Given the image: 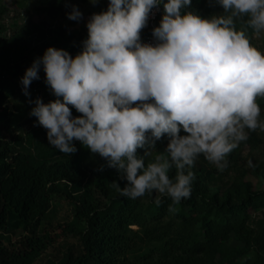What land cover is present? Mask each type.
I'll return each mask as SVG.
<instances>
[{
    "label": "clouds",
    "instance_id": "obj_1",
    "mask_svg": "<svg viewBox=\"0 0 264 264\" xmlns=\"http://www.w3.org/2000/svg\"><path fill=\"white\" fill-rule=\"evenodd\" d=\"M209 3L223 14L188 10L193 0H109L106 10L87 20L79 53L50 46L20 80L35 105L30 115L47 130L51 146L73 154L80 141L126 181L118 184L122 196L154 194L158 206L168 197L169 213L191 197L199 156L223 171L249 130L264 131L257 102L264 97V50L236 26L246 16L254 33L264 32V0ZM159 5L164 12L153 29L155 42H144L142 29ZM65 6L71 8L68 19H83L78 5ZM41 69L56 97L47 103L32 101L29 91ZM73 108L81 115L74 116ZM164 138V150L146 163ZM140 148L144 155L137 154Z\"/></svg>",
    "mask_w": 264,
    "mask_h": 264
},
{
    "label": "trees",
    "instance_id": "obj_2",
    "mask_svg": "<svg viewBox=\"0 0 264 264\" xmlns=\"http://www.w3.org/2000/svg\"><path fill=\"white\" fill-rule=\"evenodd\" d=\"M66 1L46 0L48 10L57 13ZM213 9L209 0H193L188 10L210 17ZM6 12L7 7L0 4V18ZM163 12L162 5V16ZM216 14H223L221 6ZM246 21V16L238 17L236 26L250 36L254 32ZM86 23L77 35L64 27L48 35L44 26L32 24L0 38V237H7L10 244L3 245L0 238V264H35L58 238L68 236L76 237L79 244L70 246L59 264H264V230L258 234L248 224L250 211L264 207V191H255L238 179L224 192L207 184L219 180L214 173L244 164L241 146L261 144L255 131L249 130V138L228 156L223 171L193 169L192 195L175 206V213L168 211V197L158 206L153 194L135 200L122 196L120 187L126 181L107 166V160L87 163L88 148L80 141H75L78 151L73 154L50 145L47 130L30 115L35 105L22 92L20 80L48 47L66 49L70 41L82 45L88 33ZM75 51L72 46L69 52ZM45 80L41 69L40 79L29 88L32 101L47 86ZM260 101L264 103V98ZM72 111L74 116L81 115L75 108ZM166 144L164 138L156 142V148ZM137 154L144 155V149ZM252 167L264 178V160ZM174 174L175 169L170 175ZM56 198L70 203L72 220L58 225L62 232L57 236L42 234V222ZM13 235L19 236L15 242ZM231 238L242 247L227 246Z\"/></svg>",
    "mask_w": 264,
    "mask_h": 264
},
{
    "label": "rangeland",
    "instance_id": "obj_3",
    "mask_svg": "<svg viewBox=\"0 0 264 264\" xmlns=\"http://www.w3.org/2000/svg\"><path fill=\"white\" fill-rule=\"evenodd\" d=\"M66 3L76 4L79 6L80 10L84 14L81 21L77 22L68 19L66 13L71 11V8L66 7L65 5L63 6L64 8L59 10L57 13L52 14L48 10L49 5L46 0H0V4L7 7V12L0 18V38H9L20 30L29 29L32 24L39 25L40 27L44 26L48 35L49 31L55 32L63 27L69 33L77 35L78 31L81 29L82 23L87 22L93 13L107 9L109 0H99L96 5H93L90 0H67L65 4ZM219 9L220 6L215 5L212 15H215L216 11ZM237 28L242 29L240 26ZM87 36L88 33H85L83 40H85ZM249 38L254 46L258 49L264 50V32L259 34L253 33L249 36ZM72 46L76 47V51L72 54L75 56L82 50L83 44L79 45L75 41H70L66 44L65 48L70 51ZM40 94V97H42L46 103L56 99V97L49 90L48 86H45ZM262 98L264 97H258L257 102L260 104L262 109L261 118L264 119V103L260 101ZM255 133L261 140V144L257 148H252L250 145L241 146L240 152L243 160L245 161L244 164L236 165L234 168L219 174L214 173L213 177L218 178L219 180L217 179L218 181H215L212 184L208 181V185L215 186L216 190L224 192L238 179L240 182L250 183L255 191H264V178L254 173L252 167L257 163V161L264 160V131L258 128L255 130ZM164 148L165 146L154 150L151 154L149 162L153 161L155 156L160 154ZM87 152V163L90 162L98 164L106 161L104 157H101L99 154L92 153L90 149H87ZM249 161H251V165L249 164ZM214 168H216V166L208 162L201 155L197 158L193 169L202 170L203 173H205L206 171H214ZM71 220L72 207L70 203L64 199L56 198L52 203L51 210L42 222L40 232L42 234L48 232L53 236H57V234H61L62 232V229H59L58 225L67 224L71 222ZM248 224L254 227V229L258 231V234L264 230V207H259L250 211ZM17 232L19 236L23 234L20 230ZM3 233H1V235ZM19 236L13 235V237H11L12 242L17 241ZM0 238H2L1 240L3 245H10L7 237L2 236ZM73 244L76 246L79 244L76 237L68 236L62 238L61 240L58 238L57 243L51 246L35 264H59L64 257V254H66V250L70 246H73ZM226 245L229 247L232 245L235 247H242L235 238H231L230 241L226 242Z\"/></svg>",
    "mask_w": 264,
    "mask_h": 264
},
{
    "label": "built area",
    "instance_id": "obj_4",
    "mask_svg": "<svg viewBox=\"0 0 264 264\" xmlns=\"http://www.w3.org/2000/svg\"><path fill=\"white\" fill-rule=\"evenodd\" d=\"M161 16H162V5L153 8L152 12L150 13L149 21L147 25L145 26L144 29H142L144 33V39H143L144 42H148V43L155 42L152 33H153V29L159 26L161 21Z\"/></svg>",
    "mask_w": 264,
    "mask_h": 264
}]
</instances>
